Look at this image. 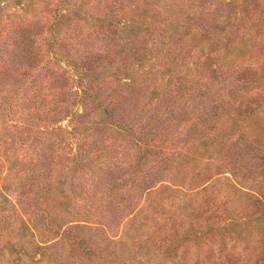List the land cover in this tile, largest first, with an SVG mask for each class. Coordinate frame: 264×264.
Masks as SVG:
<instances>
[{"label":"trees","instance_id":"1","mask_svg":"<svg viewBox=\"0 0 264 264\" xmlns=\"http://www.w3.org/2000/svg\"><path fill=\"white\" fill-rule=\"evenodd\" d=\"M20 11L0 24V264L19 243L14 213L46 264L174 260L196 253L205 228L207 253L238 264L217 230L231 213L206 192L220 171L253 163L241 212L264 232V0ZM185 190L205 198L195 207Z\"/></svg>","mask_w":264,"mask_h":264},{"label":"rangeland","instance_id":"2","mask_svg":"<svg viewBox=\"0 0 264 264\" xmlns=\"http://www.w3.org/2000/svg\"><path fill=\"white\" fill-rule=\"evenodd\" d=\"M30 2L31 0H0V8L2 9L0 12V24L2 25L9 22L14 14H21L20 10L23 8L27 9ZM253 165V163L244 160L240 163V170H234L233 172L229 170L220 171V175H214L208 191L206 192L210 193L217 202L226 203L223 208L225 211L229 210L231 213L229 218L220 223V227H218L217 230L225 240L227 250L237 252V256L241 254L238 256L240 264L246 262V260L243 259L245 255L242 253L243 249L246 247L251 249L249 252H252L250 264H262L260 260L263 258L262 256H264V232L261 234L256 224L247 220V215L244 214V212L247 211L241 212L242 209H244L245 195L252 194L249 191L255 190V185L249 183V174H245V168L252 167ZM257 182H260L259 178L257 179ZM185 191V195L181 192L178 197H184L190 200V203L195 207L200 205L201 200L205 198L198 190ZM11 199H9V201L12 205ZM13 218L15 220L16 234L19 236V243H15L16 246L11 256H9V254L6 255L5 258L9 259V262L3 264H46V251L36 247L31 224H25L24 218L20 213H14ZM125 221L126 219L119 223L113 233L107 236L105 235V238L107 237V239L116 240L120 234L125 232V226L123 227ZM207 231V228L201 230L199 236H201L200 241L202 242L200 247L196 250V253L193 252V249L188 250L187 254L180 250L174 260H166L165 262H162L163 258L161 257V259H158L160 258V255H158L154 262H151L154 259V257H151L150 262L153 264H179L178 262L180 259L190 258L194 261L198 258L199 261H201L198 262V264H230L219 258L220 253L216 251L215 245H212L214 248V254L207 253L210 242L205 237L207 235H203ZM86 232L88 231L86 230ZM88 233L92 234L94 231L91 230ZM187 244L190 245L191 243L188 242ZM209 258L211 259V263H209Z\"/></svg>","mask_w":264,"mask_h":264}]
</instances>
